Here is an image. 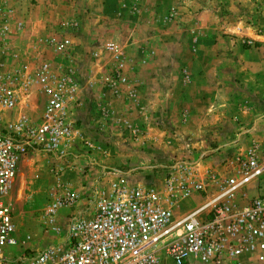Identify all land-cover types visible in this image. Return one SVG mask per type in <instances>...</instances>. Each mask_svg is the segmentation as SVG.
Instances as JSON below:
<instances>
[{
	"label": "rangeland",
	"instance_id": "rangeland-1",
	"mask_svg": "<svg viewBox=\"0 0 264 264\" xmlns=\"http://www.w3.org/2000/svg\"><path fill=\"white\" fill-rule=\"evenodd\" d=\"M3 23L0 60L28 70L47 62L75 86L71 137L55 154L28 153L14 178L16 234L28 248L55 238L45 205L85 191L102 171L159 190L176 162L218 169L264 143V50H253L264 0H0ZM65 37L70 52H56ZM23 96L10 117L38 123L44 94ZM198 201L185 198L176 213ZM61 204L58 225L71 211Z\"/></svg>",
	"mask_w": 264,
	"mask_h": 264
},
{
	"label": "built area",
	"instance_id": "built-area-1",
	"mask_svg": "<svg viewBox=\"0 0 264 264\" xmlns=\"http://www.w3.org/2000/svg\"><path fill=\"white\" fill-rule=\"evenodd\" d=\"M7 33L3 23L0 35ZM53 48L69 53L71 41ZM104 49L114 53L116 46ZM32 88L44 94L39 122L10 117ZM74 89L69 75L47 62L28 70L0 60V264H264V143L224 156L218 169L176 162L159 190L102 171L85 191L47 203L43 219L55 238L26 247L10 203L17 168L28 153L52 155L67 143ZM193 195L199 201L176 215ZM61 203L71 211L58 225ZM8 248L17 253L5 254Z\"/></svg>",
	"mask_w": 264,
	"mask_h": 264
},
{
	"label": "crops",
	"instance_id": "crops-1",
	"mask_svg": "<svg viewBox=\"0 0 264 264\" xmlns=\"http://www.w3.org/2000/svg\"><path fill=\"white\" fill-rule=\"evenodd\" d=\"M142 6H143V2H142ZM162 10H160L159 11V15H161L162 13ZM142 13H143V11H142ZM29 20V19H28ZM29 23H30V20H29ZM31 24V23H30ZM253 41H254V44H255V47L253 48V50L254 51H257L258 50V54L259 53H262L261 51L262 50H264V48H261V45L259 46L258 44L260 43V42H263L264 41V33H254V39H253ZM132 44L131 45H128L126 48H127V51H129V49H131V47H129V46H132L134 43L135 44H137V42L135 41V40H133L132 42H131ZM135 48H137V47H135ZM134 48V49H135ZM137 49H136V53H137ZM242 51H244V52H252V50H249V49H243ZM262 57H263V55H262ZM262 121H264V119L262 120ZM253 131H258V130H256L255 128L253 129ZM259 132V131H258ZM261 133H263V135H264V131H261ZM137 175V176H136ZM141 176H143V173H137V174H134V177H141ZM134 180V179H133ZM134 181H136V180H134ZM131 182V181H130ZM141 184V183H140ZM178 214V212L176 213V215Z\"/></svg>",
	"mask_w": 264,
	"mask_h": 264
}]
</instances>
